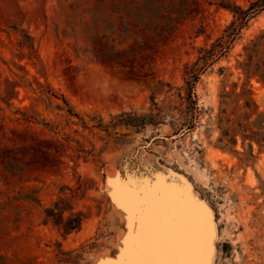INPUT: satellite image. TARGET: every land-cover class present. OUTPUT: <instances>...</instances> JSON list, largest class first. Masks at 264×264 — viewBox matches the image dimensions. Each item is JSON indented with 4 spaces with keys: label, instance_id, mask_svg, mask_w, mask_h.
Here are the masks:
<instances>
[{
    "label": "rangeland",
    "instance_id": "rangeland-1",
    "mask_svg": "<svg viewBox=\"0 0 264 264\" xmlns=\"http://www.w3.org/2000/svg\"><path fill=\"white\" fill-rule=\"evenodd\" d=\"M249 1L0 0V264H129L160 212L172 264H195L209 221L212 264H264V140L225 146L218 127L248 84L264 136V81L238 65L264 12L196 84L192 130L101 127L181 87L232 20L217 4Z\"/></svg>",
    "mask_w": 264,
    "mask_h": 264
},
{
    "label": "trees",
    "instance_id": "trees-1",
    "mask_svg": "<svg viewBox=\"0 0 264 264\" xmlns=\"http://www.w3.org/2000/svg\"><path fill=\"white\" fill-rule=\"evenodd\" d=\"M217 6L228 10L232 15V20L224 28L222 34L209 46L198 50V56L193 63L183 65V85L173 88L167 84L169 90L165 92L167 96L161 103L155 100V95H151L147 113L138 115L122 112L113 117L109 125H101L103 131L107 132L109 128L123 127L126 130L131 129L139 132L148 125L156 127L164 124L167 120H170L169 122L174 126L176 133L194 128L199 117L196 84L209 68L228 55L233 44L240 37L241 31L247 28L249 22L264 12V0L249 1L246 7L239 6L235 2H220ZM243 52V55H239L243 59L238 62V65L247 80L259 77L264 81V32L244 46ZM223 97L225 98L222 102L224 108L221 109L218 117L219 142H224V145L228 146V144L236 142V137L240 136L242 141H250L249 149L252 152L251 142H263L264 136L253 130L258 127V123L251 120L254 116L259 118L261 114H258V106L252 98L248 84L243 85L239 94L233 92ZM61 100L68 107L63 97ZM230 108L231 111H229ZM67 111L71 113L70 109ZM259 127H261L260 124ZM118 135L117 132L109 134L114 138H117ZM261 148L264 149V146Z\"/></svg>",
    "mask_w": 264,
    "mask_h": 264
},
{
    "label": "water",
    "instance_id": "water-1",
    "mask_svg": "<svg viewBox=\"0 0 264 264\" xmlns=\"http://www.w3.org/2000/svg\"><path fill=\"white\" fill-rule=\"evenodd\" d=\"M193 206L196 208H200L197 207L195 204H193ZM160 213H155L153 215H151V227L149 229V238H146V240H148V244L147 245H153V233L155 231V233H157V240L158 243L157 244H163L165 242L164 239V231L162 228V224H163V220H162V215H160ZM209 216V215H208ZM208 224V223H207ZM208 228L207 230L203 231V236H201V240H197V244H199V249L196 252V259H194L195 264H204V263H200L201 260H204L206 262L209 263L210 262V258H211V250H212V240H213V226L212 223L209 221L208 224ZM203 229V228H202ZM144 234H142L141 236H138L137 239H134L131 241V245H130V251H129V256H128V261L127 263L132 264V260H133V250L134 248H136L137 246L144 244L145 243V236H143ZM176 242H173V245H176ZM208 243V245H207ZM204 244V247H202V245ZM201 246V247H200ZM209 247V248H208ZM141 260L143 261V264H172L171 262H178L180 261L179 258L177 257V253H173V252H169L163 255H155V254H147L144 257L141 258ZM125 263V262H124ZM123 263V264H124Z\"/></svg>",
    "mask_w": 264,
    "mask_h": 264
},
{
    "label": "snow or ice",
    "instance_id": "snow-or-ice-1",
    "mask_svg": "<svg viewBox=\"0 0 264 264\" xmlns=\"http://www.w3.org/2000/svg\"><path fill=\"white\" fill-rule=\"evenodd\" d=\"M171 251H173V249H170L163 244H155V245L141 244L136 248H134L133 250L134 255H133L132 264H143L141 258L147 254L163 255Z\"/></svg>",
    "mask_w": 264,
    "mask_h": 264
},
{
    "label": "bare ground",
    "instance_id": "bare-ground-1",
    "mask_svg": "<svg viewBox=\"0 0 264 264\" xmlns=\"http://www.w3.org/2000/svg\"><path fill=\"white\" fill-rule=\"evenodd\" d=\"M148 131V130H147ZM149 133V132H148ZM101 175V174H100ZM101 181V180H100ZM107 191V190H106ZM112 206H114V205H112ZM115 212H116V210H115ZM113 214H114V212H113ZM210 214V213H209ZM118 215V214H117ZM115 216H116V214H115ZM115 218V217H114ZM119 218V217H118ZM117 218V219H118ZM116 219V218H115ZM116 219V220H117ZM121 218H119V220H120ZM119 220H118V223H119ZM117 222V221H116ZM122 222V221H121ZM117 224V223H116ZM120 224V223H119ZM215 227H213V229H214ZM117 229H118V227H117ZM118 232L120 233V231L118 230ZM124 234V233H123ZM123 234H118V236L119 235H123ZM119 238V237H118ZM121 238V237H120ZM119 238V239H120ZM157 238H159V237H157V233H155V231H154V233H153V237H152V239H153V245H155V244H157L158 243V240H157ZM175 238H177V237H174L173 236V238L171 239V244L173 243V242H175ZM173 245V244H172ZM176 245H178V242H176ZM116 247H118V244H117V246ZM107 251V250H106ZM101 255V254H100ZM96 258H98V257H96ZM210 264H212V255H211V261H210Z\"/></svg>",
    "mask_w": 264,
    "mask_h": 264
}]
</instances>
